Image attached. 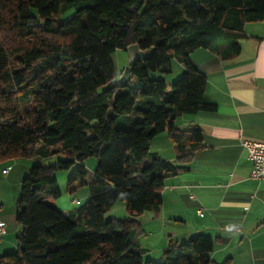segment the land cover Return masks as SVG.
<instances>
[{
  "label": "trees",
  "instance_id": "1",
  "mask_svg": "<svg viewBox=\"0 0 264 264\" xmlns=\"http://www.w3.org/2000/svg\"><path fill=\"white\" fill-rule=\"evenodd\" d=\"M253 21H264V0H0V162L67 157L23 178L17 250L0 264H215V239L203 233L170 242L160 263L144 262L141 216L161 210L166 179L203 141L199 126L176 125L212 107L191 53L237 56ZM133 44L151 54L128 63L117 83L111 55ZM175 59L184 71L174 82L150 76L172 73ZM162 132L176 144L174 161L150 150ZM75 163L68 189L87 186L90 197L65 213L52 203L61 195L55 171ZM120 200L129 217L106 220Z\"/></svg>",
  "mask_w": 264,
  "mask_h": 264
},
{
  "label": "crops",
  "instance_id": "2",
  "mask_svg": "<svg viewBox=\"0 0 264 264\" xmlns=\"http://www.w3.org/2000/svg\"><path fill=\"white\" fill-rule=\"evenodd\" d=\"M244 30L241 50L231 59L208 48L190 55L206 75L203 99L212 107L176 119L179 128L199 126L203 141L186 168L166 179L161 210L141 216L143 259L159 261L170 242L203 233L215 239V264H264V182L251 178L252 162L242 144L243 138L264 141V21L247 22ZM150 150L167 161L178 155L167 132L155 136ZM34 162H0V221L6 226L0 255L17 249L15 206Z\"/></svg>",
  "mask_w": 264,
  "mask_h": 264
},
{
  "label": "rangeland",
  "instance_id": "3",
  "mask_svg": "<svg viewBox=\"0 0 264 264\" xmlns=\"http://www.w3.org/2000/svg\"><path fill=\"white\" fill-rule=\"evenodd\" d=\"M151 54V50H146L141 53H139V58L147 57ZM112 59L115 66V79L117 83H119L122 79L126 78V68L128 63L130 62V53L128 50H122L117 49L112 53ZM183 65L178 63V61L175 59L173 61V72L172 73H162L160 71H152L150 72V76L155 79L159 78H165L169 83L174 82L182 73H183ZM132 78V77H131ZM132 85L138 86L139 82L135 81L133 77V83ZM28 159L35 160L34 164L29 169L28 173L32 169L33 166L41 164V165H55L59 161L66 160L67 157L65 155H54V156H48V157H42V156H32ZM78 163H75L71 165L69 169H58L55 171V177L58 182V186L61 192V195L52 200L53 205H55L57 208L63 210L65 213L71 211L72 209L79 207L80 205L84 204L90 197L89 189L87 186H81L77 189L70 190L68 189V180L72 174V172L76 169ZM98 165V158L95 156L88 157L85 160V166L90 171H94ZM92 178V173L90 174ZM110 187H112L110 185ZM21 188L22 184L20 185V192L19 197L21 195ZM19 199V198H18ZM17 205L15 206V208ZM106 220L109 219H124L129 217V212L126 208L124 201H117L112 207H110L104 215ZM17 250V249H16ZM15 250V251H16ZM13 251V252H15ZM12 253V252H8ZM149 261L147 259H144V262ZM157 263H160V261H157Z\"/></svg>",
  "mask_w": 264,
  "mask_h": 264
},
{
  "label": "built area",
  "instance_id": "4",
  "mask_svg": "<svg viewBox=\"0 0 264 264\" xmlns=\"http://www.w3.org/2000/svg\"><path fill=\"white\" fill-rule=\"evenodd\" d=\"M243 146L247 149L248 157L252 162L251 178L264 182V141L243 138ZM10 167H7L4 172H8ZM6 232V226L0 221V240Z\"/></svg>",
  "mask_w": 264,
  "mask_h": 264
},
{
  "label": "water",
  "instance_id": "5",
  "mask_svg": "<svg viewBox=\"0 0 264 264\" xmlns=\"http://www.w3.org/2000/svg\"><path fill=\"white\" fill-rule=\"evenodd\" d=\"M128 51L130 53V62L129 63H132L138 57L139 53L141 52L138 44L130 45L128 47ZM129 69H130V66L128 65L126 68V76L129 73Z\"/></svg>",
  "mask_w": 264,
  "mask_h": 264
}]
</instances>
